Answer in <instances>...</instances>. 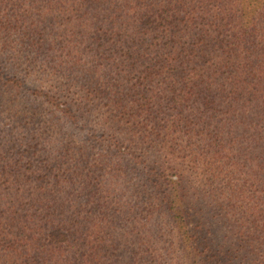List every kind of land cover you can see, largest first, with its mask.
<instances>
[{"label": "trees", "instance_id": "16d2710c", "mask_svg": "<svg viewBox=\"0 0 264 264\" xmlns=\"http://www.w3.org/2000/svg\"><path fill=\"white\" fill-rule=\"evenodd\" d=\"M0 264H264V0H0Z\"/></svg>", "mask_w": 264, "mask_h": 264}]
</instances>
